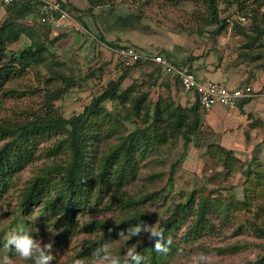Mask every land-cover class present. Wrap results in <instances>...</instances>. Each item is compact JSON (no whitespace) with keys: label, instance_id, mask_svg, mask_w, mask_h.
<instances>
[{"label":"rangeland","instance_id":"rangeland-1","mask_svg":"<svg viewBox=\"0 0 264 264\" xmlns=\"http://www.w3.org/2000/svg\"><path fill=\"white\" fill-rule=\"evenodd\" d=\"M58 1L70 15L63 26L51 25V30H47L37 13L24 21L33 29L35 40L47 47L44 65L22 67L15 60L31 45L27 36L8 45L1 62V68H8L9 73L0 83V123H20L43 115L48 96L56 91L64 92L54 102L58 115L69 119L82 113L127 67L117 53L121 47H132L153 56L168 55L177 65L200 76L202 68L198 64L210 65L215 70L221 68L224 74L236 71V76L246 78L254 67L264 68V38L254 48L245 49L244 36L251 33V11L264 14V0H217L222 21L217 26L204 21L208 10L196 2L110 0L108 5L91 10L87 0ZM6 9L0 3V26L7 18ZM129 67L132 69L121 85V92L132 85H137L138 93L148 91V85L157 79V84L149 90L151 115L158 97L164 101L171 99L175 105L188 110L195 105L196 95L185 92L171 76L156 72V65L144 62ZM231 77L235 78L233 74ZM70 80L74 83L68 87ZM248 82L228 84L242 87L249 85ZM253 89L252 99L264 96L263 88L258 87L256 91L253 86ZM130 104L127 102L126 106ZM103 107L114 119L117 114L121 115L119 121L126 134L143 126L133 117L124 120L120 103L107 101ZM201 113L198 146L194 145L193 138L187 146L183 138L169 139L160 146L150 147L143 156L138 154L135 176L119 186L111 181L109 187H104L100 204H87L84 212H76L78 228L75 230L67 228L60 216L53 220L44 217L41 204L34 206L27 216L18 217L20 192L31 179L44 167L69 158L65 153L57 157L53 154L55 145L63 139L62 134L39 137L31 148L32 162L16 172L14 187L0 205V264H37L42 256L51 257L47 264H81L80 253L104 234V230L98 231L91 224L119 223L129 209L142 210L152 217L140 238L150 240L151 228L156 226L159 230L177 203H184L192 194L197 198L204 194L212 197L218 211L209 210L208 219L214 228L196 240L186 241V227L195 220L190 217L172 234L176 251L167 264H261L264 257V126L254 128V139L250 137L252 127L247 121V126L240 125L239 129L234 119L230 126L223 125L214 123L211 112L201 110ZM99 140L93 153L96 160L91 164L97 171L99 161L117 143V136L104 131ZM3 144L0 141V148ZM219 147L229 153L221 154ZM146 198L150 200L144 202ZM17 218L27 221L26 231L30 236L18 235L21 228L16 226ZM25 238L33 244L32 257L27 260L17 251V242ZM130 238L127 233L111 239L103 246L101 256H92L84 264L126 260ZM10 240H14L11 250Z\"/></svg>","mask_w":264,"mask_h":264},{"label":"trees","instance_id":"trees-1","mask_svg":"<svg viewBox=\"0 0 264 264\" xmlns=\"http://www.w3.org/2000/svg\"><path fill=\"white\" fill-rule=\"evenodd\" d=\"M87 1L92 10L94 7L108 5L110 0ZM169 1L203 4L208 10V17L204 20H207L208 25L217 26L222 22L219 17L217 0ZM6 7L7 18L0 26V83L9 73L8 68H1V62L6 56L8 45L17 43L22 36L30 38L31 45L24 48L18 55V59H15L20 66L44 65L46 62L45 55L48 53L44 43L35 40L33 29L24 23L29 15L36 14L35 8L30 3H15ZM251 12L252 28L250 34L244 33L247 40L245 49L254 48L264 38V14ZM44 27L51 30L50 23L45 24ZM136 50L140 51L139 49ZM166 58L173 62L168 55ZM144 62L154 64L151 61L146 62V60L141 59L134 66ZM49 65L55 66L56 63ZM156 66V72L165 74L160 66ZM131 69L132 67L127 66L119 79L111 81L108 88L85 107L82 113L69 119L58 115L55 111L54 102L64 94L62 91H56L48 96L46 112L43 115L20 123H0V141H4L0 148V205L4 201L5 194L14 187L16 172L32 162L34 155L31 148L39 137L46 134L59 133L63 135V139L55 145L53 154L57 157L58 154L65 153L69 158L66 162L44 167L31 179L28 186L20 192V215L18 217L27 216L33 211L34 206L41 204L42 210L40 212L43 213L44 217L47 216V219L53 220L60 216L66 227L73 230L78 228L75 213L84 212L87 204L89 206L100 204L104 187H109L111 181L119 186L135 176L138 154L143 156L150 147H157L158 144L160 146L169 139L183 138L185 140L184 145L187 146L193 138L194 145L198 146V136L203 122L201 113L203 109L198 98L193 108L188 110L180 105H175L171 99L164 101L158 97L151 115V105L148 103L149 90L157 84V79L154 84L148 85V91L138 93L137 85H132L121 92V85ZM57 75L64 79L63 76ZM73 83L74 81L70 80L68 87ZM136 93L138 94L135 95ZM250 100L246 99L242 103L246 104ZM107 101L121 104L124 120L133 117L136 120L139 119L143 126L126 134V129L119 121L121 115L117 114L114 119L112 113L104 109L103 104ZM127 102L131 103L129 107L126 106ZM109 124L111 128H108ZM104 131L109 132L111 136L116 135L117 143L99 161L101 163L98 167L99 171H97L91 164L94 163L92 160H96H94L93 153H96L95 149L100 141V135ZM218 151L221 154L228 152L224 147H219ZM254 180L258 181L257 178ZM149 200L146 198L144 202ZM129 207H132V204ZM209 210L218 211V207L209 194L200 195L198 198L192 194L184 203H177L172 214L159 228V230H163L165 245L168 248L167 252H157L154 249L155 243L160 239L159 236H153L147 241L140 239L146 226L152 221V217L142 210L136 209L135 212L130 209L127 210L126 215L119 223L94 222L91 226L98 231L104 230V234L97 241H91L80 253L81 264H84L92 256L95 258L101 256L100 252L108 241L126 235L130 229L137 226L140 227L141 231L130 236L132 241L129 242V246L134 253L144 257L141 264H167V261L176 251V242L172 239V234L185 225L190 217H194L195 220L186 227L184 234L186 241L196 240L214 228L208 219ZM15 222L16 226L21 228L18 232L19 236L22 234L27 237L30 236L26 231V220L17 218ZM10 241L9 250L14 246V240ZM261 261L263 264L264 257ZM119 264H136V261L130 257L126 260L122 258Z\"/></svg>","mask_w":264,"mask_h":264},{"label":"built area","instance_id":"built-area-1","mask_svg":"<svg viewBox=\"0 0 264 264\" xmlns=\"http://www.w3.org/2000/svg\"><path fill=\"white\" fill-rule=\"evenodd\" d=\"M0 3L6 6L15 3H30L37 11L38 19L44 25L50 23L55 27H61L70 20V15L57 0H0ZM117 53L127 66L134 65L141 59L149 60L160 66L166 75L180 81L185 92L194 93L201 108L206 111L216 106L236 108L244 100L255 96L253 87L249 85L229 87L223 82L201 80L192 71L176 65L161 54L150 56L132 47L118 48Z\"/></svg>","mask_w":264,"mask_h":264},{"label":"crops","instance_id":"crops-1","mask_svg":"<svg viewBox=\"0 0 264 264\" xmlns=\"http://www.w3.org/2000/svg\"><path fill=\"white\" fill-rule=\"evenodd\" d=\"M197 66L202 68L201 72H199V74H201V76L196 75L193 71L192 72L201 80H214V81H218V82H223L225 85H227L229 87H239V86H232L230 84H232L234 82H238V81L244 82L245 80H246V82L249 81L248 82L249 86H251V81H254L253 86H254L256 91H257L258 87L260 89L261 88L264 89V68L258 69L256 67H254L250 74L249 73L246 74V76H247V78H246V77H242L241 75L236 76V71H234V73L229 72L228 74H224V71L221 70V68L218 70H215V68L211 67L210 65L205 66L203 64H198ZM232 74L235 76V78L231 77ZM172 79L181 86L179 80H177L175 77H172ZM228 83H230V84H228ZM246 85L247 84H245V86ZM253 86H251V87H253ZM241 105L239 106V108L238 107L227 108V107H222V106H216L213 109L208 110V111L211 112L212 115H214V119H213L214 123L220 122L223 125L229 124V126H230V124L232 123L231 121L234 119L236 121L235 127L239 128V129H241L242 125L245 128L248 124V126H250V128L252 127V130L250 132V137L252 136L255 139L256 135L254 134V132H255L254 128H257L256 130H258L259 128L264 126V96L259 97V98H255V99L251 98V100L248 103H246V104L241 103ZM218 107H220L222 109L219 110L220 108H218ZM246 121H247V124H245ZM242 130H243V132L245 131L244 129H242ZM247 134H249V132H247ZM240 136L241 135L239 134L238 137H240ZM238 137H235V138H238ZM257 139H260V138L257 137ZM235 144H237L236 140H235Z\"/></svg>","mask_w":264,"mask_h":264},{"label":"clouds","instance_id":"clouds-1","mask_svg":"<svg viewBox=\"0 0 264 264\" xmlns=\"http://www.w3.org/2000/svg\"><path fill=\"white\" fill-rule=\"evenodd\" d=\"M147 230V229H145ZM141 231L140 227L137 226L134 229H130L129 233L130 236H134L138 234ZM151 233L153 236H159L160 239L157 240V242L154 245V249L157 252H167L168 248L165 245L164 237H163V230H157L156 226H153L151 228ZM11 243V241H9ZM32 249H33V244L30 239H23L17 242V251L20 253V256L22 259L27 260L32 257ZM127 256L136 261V264H141V261L144 260V257L141 256L140 254L134 253L132 249H129L127 252ZM51 257L49 256H42L37 264H47L48 260H50ZM113 264H119V260L117 259L116 261L113 262Z\"/></svg>","mask_w":264,"mask_h":264}]
</instances>
